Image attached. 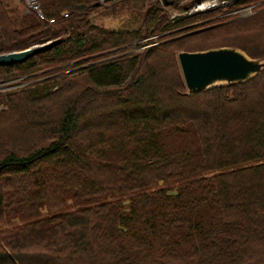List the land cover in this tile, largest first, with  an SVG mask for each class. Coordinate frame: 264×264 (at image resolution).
<instances>
[{
  "label": "trees",
  "instance_id": "16d2710c",
  "mask_svg": "<svg viewBox=\"0 0 264 264\" xmlns=\"http://www.w3.org/2000/svg\"><path fill=\"white\" fill-rule=\"evenodd\" d=\"M39 3L53 24L0 0V55L51 43L0 65V82L28 84L0 97V115L42 135L0 153V226L48 216L2 237L0 264H264V71L189 93L177 58L219 47L264 58V0L174 20L190 7L152 0L128 31L92 21L98 0Z\"/></svg>",
  "mask_w": 264,
  "mask_h": 264
},
{
  "label": "rangeland",
  "instance_id": "374dc122",
  "mask_svg": "<svg viewBox=\"0 0 264 264\" xmlns=\"http://www.w3.org/2000/svg\"><path fill=\"white\" fill-rule=\"evenodd\" d=\"M5 1L10 4L12 3L14 5H19V3L15 2L14 0H5ZM203 1H208V0H200L198 2L197 0H170V3L176 2L177 4H179V7H190V10H192L196 5L201 4ZM239 1L241 0H218V2L221 4L219 7L233 6ZM114 2L115 3L112 6L111 4H107V1L105 2V0H98V3H101L103 7L92 15V21L95 24L109 31L111 30L128 31L134 29L139 30L140 26L144 22L143 16L146 13V10L152 7L151 6L152 0H126L122 2H116L115 0ZM106 4L108 6H106ZM189 11L187 12L179 11V13L177 14L179 17L186 16L188 15ZM206 11H208V9H206ZM224 11H225V15H229L236 12L238 13V16L250 15L252 13L249 7H243L239 10L235 9L232 12L226 9ZM202 12H205V10L201 12H197L195 14ZM198 31L199 30L191 31L188 34L197 33ZM144 48H146V46L142 47L141 49ZM137 50L140 49H135V50L133 49L131 51L133 52ZM116 56H120V54L114 55L113 57ZM178 69L181 79L184 80L179 62H178ZM129 74H130V67H128L127 69L126 76L128 77ZM57 88L58 86L54 87L53 90H56ZM2 96H5V94H0V97ZM165 103L168 104L170 102H165ZM3 104L2 103L0 104V111L6 109V106ZM175 105H179V102L173 104L174 107H176ZM27 125H28V121L23 120V129H22L21 123L16 122V120L10 119L7 115H0V153L2 152L3 148L8 149L7 148L8 145L4 147L7 141H9V146H12L13 142H16L19 147H23V148L36 146L37 143H40L42 141L41 139L42 135L39 132V130L37 129L36 131H34L30 128V126H29L30 129H28L26 128ZM176 132L177 134L174 133L172 137L167 138L168 143L173 147H179V143L181 142L179 141V131ZM191 134L192 131L190 132L189 130L187 133V138L191 137ZM73 210H74L73 204L69 202L67 209H65L64 211L70 212ZM47 216H48V211L41 212L38 214L37 213L29 214L26 212H24L23 214L22 212L16 218L12 219L9 224L0 226V239L7 234H11L10 232L14 227H17V229L20 230L21 228L24 227L23 226L24 223L30 220L31 221L37 220L39 218L43 219L46 218ZM7 238L8 239L10 238L9 235Z\"/></svg>",
  "mask_w": 264,
  "mask_h": 264
},
{
  "label": "water",
  "instance_id": "95a60500",
  "mask_svg": "<svg viewBox=\"0 0 264 264\" xmlns=\"http://www.w3.org/2000/svg\"><path fill=\"white\" fill-rule=\"evenodd\" d=\"M162 2L166 6L171 4L170 0ZM50 45L51 43H45L23 51L1 54L0 64L25 63ZM177 58L189 93L244 84L264 71V58H251L236 47H219L197 52L179 51Z\"/></svg>",
  "mask_w": 264,
  "mask_h": 264
},
{
  "label": "built area",
  "instance_id": "2783aa9c",
  "mask_svg": "<svg viewBox=\"0 0 264 264\" xmlns=\"http://www.w3.org/2000/svg\"><path fill=\"white\" fill-rule=\"evenodd\" d=\"M17 3H24L26 5V7L32 12L34 13L38 19L43 20V21H47L50 24H53L55 22L54 19H48L45 15V13L43 12L41 5L39 3V0H14ZM203 3H208L211 7L207 8L208 10L211 9H215L217 7H219L221 4L218 2V0H208V1H203L201 4ZM223 4V3H222ZM249 9L251 10V8L249 7ZM206 11V9L197 11L196 10V6L194 7V9L190 10L188 12V15H192L195 14L197 12H201V11ZM63 16H67L68 13L64 12L62 14ZM176 17H178L177 13H174L171 18L175 19ZM23 64V63H22ZM1 65V64H0ZM28 84H23V82H19L17 80H11V81H5V82H0V94H7V93H11L20 89H23L24 86H26Z\"/></svg>",
  "mask_w": 264,
  "mask_h": 264
},
{
  "label": "bare ground",
  "instance_id": "6f19581e",
  "mask_svg": "<svg viewBox=\"0 0 264 264\" xmlns=\"http://www.w3.org/2000/svg\"><path fill=\"white\" fill-rule=\"evenodd\" d=\"M210 7L211 6L208 3L198 4V5H196V10L200 11V10L207 9Z\"/></svg>",
  "mask_w": 264,
  "mask_h": 264
}]
</instances>
